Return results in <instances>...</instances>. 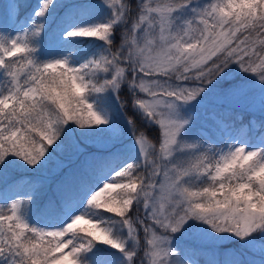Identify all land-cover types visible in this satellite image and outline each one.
<instances>
[{"label": "snow or ice", "instance_id": "obj_1", "mask_svg": "<svg viewBox=\"0 0 264 264\" xmlns=\"http://www.w3.org/2000/svg\"><path fill=\"white\" fill-rule=\"evenodd\" d=\"M14 7L0 24V264H200L201 254L207 264H264V146L237 139L221 147L197 134L196 112L185 111L212 85L218 103L253 117L231 125L220 118L217 129L258 133L264 145V0ZM104 9L103 19H90ZM82 40L102 47L87 51ZM45 47L50 58L38 59ZM231 65L259 82L258 128L249 83L222 86ZM108 97L126 129L112 119ZM71 126L98 151L82 147ZM126 136L136 152L128 163ZM54 145L66 158L54 162ZM24 166L55 180L54 198L35 209L42 227L28 213L43 184L8 194L21 179L6 177ZM54 213L68 222L49 226ZM229 240L241 247L217 259Z\"/></svg>", "mask_w": 264, "mask_h": 264}, {"label": "rangeland", "instance_id": "obj_2", "mask_svg": "<svg viewBox=\"0 0 264 264\" xmlns=\"http://www.w3.org/2000/svg\"><path fill=\"white\" fill-rule=\"evenodd\" d=\"M61 2L62 3H72V2H81V0H61ZM93 2H97V0H93ZM137 2H139V0H137ZM154 2H156V0H154ZM194 2H197V0H194ZM198 2L201 5H206L209 2V0H198ZM60 11H62V10H58L56 14L58 15L60 13ZM10 12H11L12 16L15 17V14H16L15 7H12ZM106 15H107L106 9H104L102 11L97 10L94 12L93 17H91L90 19L93 21L101 20ZM189 18H190V16H189ZM52 22H54V20ZM3 23H4V18L0 16V24H3ZM51 23H50V25H51ZM18 30L19 29L17 27H15L12 33H15ZM45 43H46V41H45ZM79 46L81 48H84L87 51L94 52L97 49L101 48L102 44L99 41L82 40V41H80ZM37 58L41 59V60L50 58L48 48L45 47V49L38 54ZM229 71L232 73V78L230 80L224 81L223 85H222L223 87L229 86L234 81H241V80L248 82L250 87H252L253 93H252L251 101L254 102V105H255V111H256L255 119H256V126L258 128L259 123H260V118H259V95H260L259 82L256 81V79L254 77H252L251 75L241 72L237 65H231ZM4 79L5 78L2 74V70H0V91L3 90ZM209 88L213 89V92L207 93L206 96L202 98L201 103H194L193 105H191L187 109H185L186 112L189 110L196 112L195 128L197 130V134L205 133L206 139L215 140L219 144V146H221V147H223V141L224 140H227L228 142L231 143V142H235L237 139H239L240 143H246L247 142L249 148L264 146L261 143V139H260L258 133H250L249 134L250 138H245L241 134H238L235 131L222 133L220 130L217 129V120L218 119L216 120V118L219 116V111L222 108L224 109V111L239 112L238 116H242L244 118L243 122L245 124L247 123L245 121L247 119V116L245 113H247L249 115H250V113L248 111H245L242 106H233L232 108H229L227 105H223V104L218 103L215 99V96H214V91H215L214 86L210 85ZM98 103H100V102L98 101ZM105 104L107 105V107L110 110V115H111L112 119L115 122H118L122 128L126 129L127 128L126 121L124 120L123 113H121L120 108H119V104L115 101V99L113 97H108L107 100L105 101ZM211 116H212V118H210ZM250 117H251V119H253V117L251 115H250ZM226 122L229 125L232 124V122H228V121H226ZM236 123L239 124L240 121L236 120ZM71 127L73 129L72 135H74L78 139V142H81L82 147L86 146L88 151H92V152L98 151V149L96 148V146L94 144H92L90 142L85 144L84 142L79 140L80 137H83L86 134L84 131H82L78 128H75V126H71ZM87 131H91V130H87ZM123 143L125 145H127V147L124 149V162L125 163L132 162L136 158V152H135V148L133 147V141H132L131 137L126 136L123 140ZM50 152H52V155L54 156V162H55V160L64 159L67 156V152L62 153V152H59L58 150H56L55 145L53 146V149H50ZM26 167L27 166H24L21 169H14L12 171L20 172V173H26L29 171V169H27ZM30 172L34 173V176H35L34 179L35 180L31 181V179H29L27 176H25L26 174L24 176L22 175L21 182L18 185L14 186L12 188V190L9 191L8 194L10 196H14L16 192H20L22 194L23 193L29 194L34 190V187L36 185L43 184L44 189L39 191L37 194H39L41 197L46 198V200L44 202H46L50 198H53V194L55 193V191H54L55 180L51 178L49 171L47 169H35V170L32 169ZM101 179H102V181L107 180L108 176L102 177ZM3 204H4L3 196H2V194H0V207H3ZM37 206H39V205H37V204L29 205L30 210L28 213V220H29V223H31L37 227H42V226H44V221L39 219L38 214L35 211ZM66 222H68V220L66 218L60 216V218H53L51 220L49 226H63V223H66ZM98 247L104 248L105 246H98ZM240 247H241V245H240L239 241H235V240H229V241H226V242L218 245V251L216 254L217 259L222 260L227 249H229V248L238 249ZM107 251L115 252V250H112V249H108ZM116 255L119 256L118 253H116ZM254 255L258 256V253H254ZM196 259L199 260L200 264H207V260L209 259V256L201 254V255L197 256Z\"/></svg>", "mask_w": 264, "mask_h": 264}, {"label": "trees", "instance_id": "obj_3", "mask_svg": "<svg viewBox=\"0 0 264 264\" xmlns=\"http://www.w3.org/2000/svg\"><path fill=\"white\" fill-rule=\"evenodd\" d=\"M37 1L38 0H11V3L13 5L12 7H14V4L16 2H20V3H22L23 5L26 6V8L22 9V10L30 11L31 8L35 7ZM9 4H10V0H0V16L4 18V22L7 20V13L10 12V10L12 8V7L9 8ZM55 25H56V21H55ZM13 28H14V26H12V25L8 26V29H9L10 32L13 31ZM129 111H130V114L135 115V113H131V110H129ZM227 113H231V116L229 117L227 115ZM238 113L239 112H236V111H224L223 108L220 109V112H219L220 117L221 118H225V120L228 121V122H233L234 120H236V117L238 116ZM245 114L247 116V119L250 118V116L247 113H245ZM137 119H138V117H137ZM204 139H205V137H204ZM31 170L32 169H29V171L26 172V173L14 172V171L11 170L10 173L8 174V176L6 177V181L7 182H11V181H15L17 179H21L22 175L24 176L25 174H26L25 176H27L29 179H31V181H33V180H35L34 179L35 176H34V173L30 172ZM14 186H16V185H14ZM13 187H11L9 189V191H11ZM54 196H55V193L53 194V198H54ZM43 200H44L43 197L36 195L34 204L38 205ZM53 215H54V218L60 217V215H57L55 213Z\"/></svg>", "mask_w": 264, "mask_h": 264}]
</instances>
